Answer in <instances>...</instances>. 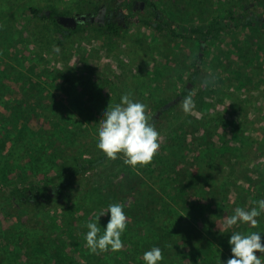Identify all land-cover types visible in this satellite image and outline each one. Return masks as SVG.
<instances>
[{"label":"trees","instance_id":"16d2710c","mask_svg":"<svg viewBox=\"0 0 264 264\" xmlns=\"http://www.w3.org/2000/svg\"><path fill=\"white\" fill-rule=\"evenodd\" d=\"M261 1L259 5L264 8V0ZM75 5L78 14L104 9L103 23L80 24L74 30L63 31L55 16H70V11H58L53 6L42 11L31 6L25 12L34 20L46 21L50 25L47 28L50 39L60 49L63 40L89 29L101 36L121 38L124 27L132 22L130 12L146 8L147 15L158 20L152 25L156 33L164 36L168 31L173 37L197 42L198 53L188 56L192 77L199 70L207 42L226 34L232 24L236 27L235 18L229 12L200 28L176 33L163 23L161 14L150 0H76ZM3 10L1 4L0 14H4ZM111 10L113 16L109 18L107 12ZM249 10L250 6L240 4L238 26L247 27L258 21L259 15ZM8 18L11 21V16ZM133 43L142 45L143 41L136 39ZM31 70L40 77L37 67L33 66ZM9 71L6 63L0 66V92L12 91L13 85L22 87V95H15L20 107L28 111L27 104H30L37 118L42 117L40 122L43 121V109L37 106L34 98L28 102L22 98L36 90L28 85L30 79ZM187 92L188 86H185L175 98L178 103ZM172 100L170 97L160 98L151 109L161 114L171 112L177 106L168 110L163 107ZM224 119L214 117L210 121L193 122L164 137L154 160L146 167L134 169L125 165L123 159H116L111 169L118 167V172L112 173L109 180L107 177L101 179L99 185L87 180L86 184L90 186L86 185L87 191L70 201L67 192L71 186L79 182L82 175L97 172L107 160L105 155L85 163L73 158L74 169L56 185L38 175L29 177V172L35 174L30 170L32 163L38 165L44 152L42 144L37 141L49 130L37 128L27 118H21V125L27 129L16 127L21 129L18 131L0 121V264H145L143 254L153 247L162 250L164 259L159 264H208L210 251L215 255L219 253L216 260L227 261L232 257L229 239L234 232H259L264 243V213L257 217L259 224L256 228L238 223L224 230L225 218L233 215L235 208L250 210L258 207L255 201L264 199V164L261 165L264 140L254 141L246 149L241 148L236 125H223ZM227 119L232 121V118ZM155 121V116L151 117L150 123ZM61 135L65 136V132ZM217 145L220 149H216ZM232 157H235L234 167L239 180L230 179L224 186L213 176L223 163L229 164ZM82 184L83 188L85 181ZM117 199L128 217L127 228L121 236L124 248L118 252L92 254L84 238L88 231L86 224L95 222L99 213ZM172 201L179 211V205L181 208L185 205L190 212L196 211L195 220L203 216L205 206L208 216L199 218L201 221L197 220L196 224L184 225L185 220ZM109 219L110 213L99 217L101 234ZM212 241L216 244L214 250ZM204 253L205 257L199 260Z\"/></svg>","mask_w":264,"mask_h":264},{"label":"rangeland","instance_id":"374dc122","mask_svg":"<svg viewBox=\"0 0 264 264\" xmlns=\"http://www.w3.org/2000/svg\"><path fill=\"white\" fill-rule=\"evenodd\" d=\"M0 2L5 9L4 14H0V66L6 63L10 74L29 78L28 85L36 90L22 98L24 102L34 98L43 109L40 122L42 117L37 118L30 104H27L28 111L20 107L15 95H22L23 89L13 85L11 89L15 92H0V121L7 127L26 130L21 118H27L37 128L49 130L36 140L42 144L44 152L38 165L32 163L30 170L35 174L29 172V177L38 175L56 185L74 169V159L85 163L102 157L104 154L97 148L99 121L109 104L119 103L126 93L131 94L134 102L146 104L150 117L155 116L151 108L158 99H175L185 86H188L186 96L189 92L195 93L192 114L185 115L181 102H177L174 105L177 108L171 112L155 116L153 124L160 133V141L193 122L210 121L214 117H225L223 125H236L241 148L264 140V8L259 5L261 0H150L163 23L176 33L200 28L232 12L236 27L232 24L226 34L207 42L201 65L193 77L188 56L198 53L197 42L173 37L168 31L164 36L156 33L152 25L158 20L149 17L146 8L130 12L132 22L124 27L121 38L101 36L92 29L76 32L63 40L57 53L47 30L50 25L34 20L25 10L33 6L46 11L48 6H53L58 11L68 10L70 16H74L76 0ZM240 4L250 6L249 12L258 14V21L247 27L238 26ZM136 39H141L142 45L134 44ZM33 66L37 67L40 77L33 74ZM61 132H65V136ZM216 149L220 147L217 145ZM112 162L116 161L107 159L97 172L82 175L68 190V201L87 191V180L97 185L101 179L109 180L112 173L119 171L118 167L111 169ZM234 162L235 157H232L229 164L223 163L213 179H219L223 185L230 179L239 180ZM115 203L121 204L119 199ZM171 203L173 205V201ZM173 206L177 209V205ZM183 207L179 205L180 211L177 210L185 220L184 225L196 224L209 213L205 206L203 216L195 220L196 211ZM212 245L214 250V241ZM212 252L208 264H226L225 259H215L219 253ZM205 255L201 254L199 260ZM257 256L264 260V254L257 253Z\"/></svg>","mask_w":264,"mask_h":264},{"label":"clouds","instance_id":"9594fccd","mask_svg":"<svg viewBox=\"0 0 264 264\" xmlns=\"http://www.w3.org/2000/svg\"><path fill=\"white\" fill-rule=\"evenodd\" d=\"M54 51L60 49L54 46ZM194 92L183 98L181 107L185 115H190L195 109ZM147 105L134 102L130 93L123 94L120 102L108 106L103 118L99 121L97 148L108 160L115 161L123 158V163L132 168L146 167L151 164L160 149V133L155 125L150 123L151 117L147 112ZM258 207L250 210L237 207L234 214L227 216L224 222V230L231 229L238 223L248 224L252 228L258 227L259 217L264 213V199L255 201ZM110 213V219L101 234L98 225L100 216ZM128 225V217L124 207L120 203L109 204L107 210H102L95 222L86 224L88 229L85 235L86 247L92 254L108 251H122L124 244L121 236ZM229 244L232 257L226 264H264V260L257 253L264 254V243L261 242L259 232L244 234L232 233ZM170 247V245H169ZM145 264H159L164 259L161 248L153 247L144 252Z\"/></svg>","mask_w":264,"mask_h":264},{"label":"water","instance_id":"95a60500","mask_svg":"<svg viewBox=\"0 0 264 264\" xmlns=\"http://www.w3.org/2000/svg\"><path fill=\"white\" fill-rule=\"evenodd\" d=\"M85 18L86 17L84 14L76 16H56L55 21L63 28L74 30L75 28H77L78 25L83 24L85 22ZM177 102V99H173L168 104H166L163 109L168 110L172 106L176 105ZM158 114H160V111H157L155 113V116H157Z\"/></svg>","mask_w":264,"mask_h":264},{"label":"flooded vegetation","instance_id":"af4514ba","mask_svg":"<svg viewBox=\"0 0 264 264\" xmlns=\"http://www.w3.org/2000/svg\"><path fill=\"white\" fill-rule=\"evenodd\" d=\"M104 13H105L104 9L98 10L97 12L95 11V12H91V13H84L86 18H85V22L83 24H86V23H91V24L103 23V19L105 16ZM76 15H81V14L75 13L74 16H76ZM107 15L109 16V18L112 17L113 11L111 10V11L107 12ZM61 30L67 31L66 28H63V27L61 28Z\"/></svg>","mask_w":264,"mask_h":264}]
</instances>
